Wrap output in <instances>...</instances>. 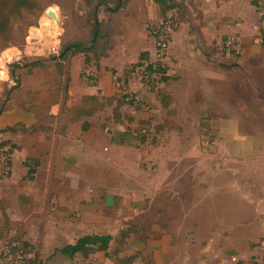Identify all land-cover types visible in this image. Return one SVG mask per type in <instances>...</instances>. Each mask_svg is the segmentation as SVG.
I'll list each match as a JSON object with an SVG mask.
<instances>
[{
  "label": "rangeland",
  "instance_id": "rangeland-1",
  "mask_svg": "<svg viewBox=\"0 0 264 264\" xmlns=\"http://www.w3.org/2000/svg\"><path fill=\"white\" fill-rule=\"evenodd\" d=\"M59 1L62 3L61 6L58 3L49 5L42 12L36 25L25 27L27 36L22 46L8 47L7 52H4L6 49L0 48V58L7 55L12 57L8 62V74L2 72L5 67L2 66L0 59V109L3 112H6L7 107L12 105L13 100L11 99L21 104L24 103L26 107L39 105L43 110L45 107L42 103H51L59 97L57 96V84L54 81L56 73L52 67L34 68L32 71H27V67H18L15 64L33 61L40 57L48 59L54 55L52 47L59 44L60 48L64 36L85 34V30L76 29V18L84 13L83 0ZM143 1L148 2V0H131L128 8L113 15L115 25L120 31L121 43L112 49L111 55L106 59L109 65L106 66V71L103 70L105 60L104 64L102 62L99 64V61L88 65L83 64L80 69V71L85 70L88 74L90 73L89 82L93 77L97 79L99 76L108 75L118 91L127 89L123 87V81H119L118 78L123 77L125 70H132L130 88L126 92L141 97L140 101L143 102L141 109L146 112L137 113V119L138 121L149 120V123H140L145 128H142V131H136L138 135H135L133 131L137 129V125L133 123H126L120 130L132 141L142 140L143 145L139 146L143 154V165L149 164V154L160 157L167 152L173 156L172 188L167 187L166 191L159 193L150 212L135 218V222L140 224L143 222L146 225L142 228L143 233L131 236L126 250L128 253L133 252L142 246L139 240L148 238L156 229L168 227L166 233L171 238V248L167 254H164L163 260L166 259V262L161 264H236L239 261L245 264L255 262L263 264L264 242L257 240L260 242L259 245L252 249L248 245L251 227L214 223L211 221L215 218L213 209L203 212L201 216L204 222L197 220L199 214L197 208L193 207V203L197 201L198 195L192 191L197 189V180L194 179L198 172L196 160L203 154L217 153L220 144L224 141L222 137L214 133V125L217 121L212 117L213 114L202 107V104L190 102L189 99L200 94L202 86L199 85V81L204 80L203 71L206 68H212V70H223L230 76L232 82L252 86L255 84L262 91L260 100L256 95L241 92L228 103L236 101L239 97L240 100L246 99L247 103L257 108L264 101V0L231 1L227 4L226 13L219 19L215 14L214 1L208 5V16L204 14L198 0H184V6H180L178 12H169L171 18L178 19L179 17V23L177 22V29L169 34L168 49L162 65L166 70L168 69V74L177 78L176 81H170L169 85L177 96L179 114L176 115L175 120L183 127V131L179 133L165 129L157 131L158 125H163L167 119L171 118L167 110L162 107L159 96L160 91L168 90V83L162 79L167 72L166 74L159 71L149 72V77H145L143 67L136 66L141 54L146 52L150 53L151 61L156 60L157 42L152 30L162 22L160 14L148 19L150 16L146 15L144 10H139L140 3ZM254 1L257 5L252 7L251 2ZM225 6L223 5L222 9ZM50 9L57 12L59 21H54L55 19L47 14ZM100 17L106 18L103 13ZM30 36L37 39V42L32 44L28 41ZM18 55L19 57H16ZM12 71L18 80L13 77ZM72 73L75 74L74 68ZM230 96L229 93L225 94V98ZM124 110L127 114H132L134 111L128 106H125ZM44 112L46 110H43ZM103 115L96 116L94 122H100ZM3 138H5L4 134L0 135V143ZM161 139L163 144L154 147L153 143ZM24 143L32 151L27 137L24 138ZM167 147L168 150L165 149ZM194 167L195 170H193ZM45 174L44 170L40 172V184L44 181ZM10 177L11 175L0 178V189L4 196H7V201L13 209L22 207L24 213L16 210L9 212L16 213L18 221L12 219L13 214H8L7 221L0 224V243L5 244L19 237L26 240L27 237L26 241L33 246V252L28 254V257L35 259L37 264H49L54 251L68 242L65 236L53 233L52 222L54 220L49 210L55 206L57 198L53 199V194H42L37 190L33 192L32 184H29L30 189L27 191L25 187L28 183L24 184L27 180L17 181L12 185L4 184ZM139 180L148 185L149 176L141 173ZM211 180H214L213 175ZM115 181L118 183L117 179ZM132 184L133 180L127 183L130 186ZM45 186L48 188V184ZM190 187L192 189H189ZM210 189H213L212 184L205 186V190ZM23 192L30 197H27L29 200L20 199ZM209 196L212 194L208 193L206 198ZM117 214L118 211L115 208L113 214L110 212L105 221V231L110 230L115 235L119 231V226L126 227L124 221L123 225L122 223L117 225V218L114 217ZM44 222L46 224H43ZM159 222L162 225H159ZM25 225L28 226L27 231ZM44 227L46 236H43ZM57 255L70 260L66 255ZM143 264L155 263L152 259L145 258Z\"/></svg>",
  "mask_w": 264,
  "mask_h": 264
},
{
  "label": "crops",
  "instance_id": "crops-1",
  "mask_svg": "<svg viewBox=\"0 0 264 264\" xmlns=\"http://www.w3.org/2000/svg\"><path fill=\"white\" fill-rule=\"evenodd\" d=\"M212 1L215 2V14L219 19L226 13L227 4L234 0H198V4L206 16H208V5ZM251 3L252 7L256 6L253 2ZM223 5L224 9H222ZM140 9L150 16L148 19L154 15H161L159 6L153 0L140 3ZM120 38L119 34L117 44L121 43ZM108 57L99 61L100 64L105 60V65H103L105 71L106 66H109L106 60ZM83 64L85 63L81 54L69 59L68 97L65 99L64 91L60 90L57 95L59 97L51 103H42V106L45 107L43 110L46 112L43 113L39 105L26 107L24 103L21 104L11 99L13 100L12 105H9L7 111L0 115V127L19 121L27 126L42 124L46 128L33 136L24 133H3L5 136L3 139H10L20 146L12 153L11 177L4 184L12 185V183L21 180L25 182L23 176L27 173L28 167L24 162L31 157L39 159L40 164L35 178L26 181L24 184L28 183V185L25 188L29 191V184H32L33 192L37 190L42 194H53V199L57 198V203L52 206L50 209L52 211L49 210V213L54 220L52 222L53 233L68 238V242L63 246L74 243L84 234H113L110 230L105 231V221L110 212L113 214L115 208L118 211V214L114 215L117 218V225H121V223L123 225L124 221L143 228L146 224L135 222V218L150 212L159 193L166 191L167 187L172 188L174 181L171 177L174 172L171 166L173 156L167 152L160 157L149 154V164L143 165V154L140 150V146L143 145L142 140L139 142L128 139L120 130L124 125L107 120V117L112 115V106L91 116L80 118L73 116V110L87 104L90 96L111 97L118 92L113 80L106 74L99 76L96 79V84L89 82L82 74L83 70L80 71ZM73 68L75 74L72 73ZM167 76L171 78L167 81L168 90L166 91L173 96L172 106L175 107L176 115H178L176 92L169 85L170 81H176L177 78L168 74V69ZM55 78H57L56 74L54 81ZM202 78L204 80L199 81V85L202 86L200 94L190 97L189 101L202 104V107L213 114L212 117L217 121V127L214 125V133L222 137L224 142L220 144L217 153L203 154L196 160L198 172L194 179L197 180V189L192 191L197 193L198 199L193 203V207L197 208L198 221L204 222L203 212L213 209L215 218L211 221L214 223L251 227L248 245L252 249L259 245L260 242L257 240L264 242V101L257 108L253 104L247 103L246 99L240 100L239 97L237 102L228 103V101L237 97L241 92L256 95L260 100L262 91L255 84L252 86L244 85L241 82H232L230 76L221 69L206 68ZM226 93L231 96L225 98ZM134 96L137 100H141V97L139 98L135 94ZM196 96L200 98L199 101L195 99ZM140 112L145 113L146 111L133 112L135 121H137L136 114ZM102 114H104L102 120L94 122V119ZM176 115L171 117L172 120L174 118L173 127H166L165 130L176 133L183 131L182 125L177 124L175 120ZM84 121H88L90 124L87 130L83 129ZM134 124L139 127L137 123ZM140 128L142 131L145 126ZM134 133L138 135L136 131ZM20 136L23 138L22 140ZM25 137L30 141L29 145L32 151L24 143ZM154 143V147L163 144L162 139ZM165 149L168 150V147ZM185 156L189 157V155ZM42 170L46 171V174L44 181L40 184L39 176ZM141 173L149 176L148 185L139 180ZM212 175L214 180H211ZM115 179L118 180V183ZM132 180L133 184L127 185ZM47 184L48 188L45 186ZM210 184L213 185V189L205 190V186ZM208 193L212 196L206 198ZM22 194L20 199L29 200L27 198L29 196H26L25 192ZM7 200V196L5 197L0 189V220L3 219L4 211L7 215H15L14 212L9 213L13 210L24 213L22 207L13 209ZM217 215L219 217L216 218ZM159 225L162 223L159 222ZM167 228L156 229L148 238L139 240L142 246L131 253L126 250L127 242L120 256L141 252L142 255L136 258L132 264H143L145 258L152 259L155 264L165 263L164 254H167L171 248V238L166 233ZM121 229L122 227L119 226L118 230ZM25 230H28L27 225H25ZM25 239L28 240L27 237ZM59 249L54 251V256L49 264H118L106 256L103 251L96 252L89 258L78 254L75 258L67 260L65 257L57 255L62 254Z\"/></svg>",
  "mask_w": 264,
  "mask_h": 264
},
{
  "label": "trees",
  "instance_id": "trees-1",
  "mask_svg": "<svg viewBox=\"0 0 264 264\" xmlns=\"http://www.w3.org/2000/svg\"><path fill=\"white\" fill-rule=\"evenodd\" d=\"M71 1V0H69ZM131 0H83L82 7L84 13L78 16L76 22V29L85 30V34L82 36L72 35L64 36L61 41L58 53L51 55L48 59L37 58L33 61L25 63H15L18 67H27V71H32L34 68H49L52 67L57 75L55 80L57 84L58 92L64 91L65 99L68 97V83H69V70L68 61L71 57L81 54L84 58L85 65L90 63H97L104 57L110 55L111 50L117 44V36L120 31L115 25L113 15L123 12L127 8ZM160 9L162 21L167 23L170 21L169 12H178L179 7L184 6V0H153ZM58 3L60 6L62 3L59 0H0V48L6 49L11 46L20 45L25 43L27 34L25 33V27L34 26L37 24L42 12L51 4ZM253 4L257 5L254 1ZM103 13L106 18H101L100 14ZM179 22V17L176 19ZM174 31L177 29L173 27ZM22 48V47H20ZM19 48V49H20ZM22 50V49H21ZM150 53L146 52L141 54L140 61L136 65L137 67H143L145 75L149 77V72H162L166 74L167 70L161 63L154 64L150 60ZM156 65V67H154ZM135 68V70L137 69ZM12 75L16 78L14 71ZM132 70H125L123 77H119V81H123V87L128 89V83L131 78ZM87 80H90L83 70L82 73ZM171 77L163 75L162 79L167 82ZM18 80V78H16ZM91 83L96 84V79L93 77ZM62 87V88H61ZM124 90V88H122ZM126 89V90H127ZM126 90L118 91L116 95L111 97L107 96H90L89 102L83 106L73 110V116L80 118L82 116H91L98 111L105 110L106 107H113L112 115L107 117V120H113L119 125H125L126 123H137L139 127L133 129V131L141 130L140 123H149V120L135 121V116L127 114L124 110L125 106L132 107L135 111H141L142 103L137 100L133 93H127ZM122 92V93H120ZM160 102L163 108L167 110L169 117H173L177 114L175 107L172 106L174 98L168 91H160ZM197 101L200 100L198 96L195 97ZM3 110L0 109V115ZM165 124V125H164ZM90 124L88 121H84L83 129L87 130ZM166 127H173V120L167 119L163 125L157 126V131ZM128 128V127H127ZM40 130H46L42 124H34L27 126L23 122H16L15 124H5L0 127V134L3 133H24L31 136L35 135ZM20 146L13 143L10 139H3L0 143V153L6 152L10 156L15 149H19ZM28 167L27 173L23 176V180L31 181L35 178V173L40 164L37 158H28L25 162ZM12 164V163H11ZM11 173L8 174L10 176ZM7 213L3 212V219L0 220V224L7 221ZM127 226L122 228L119 233L114 236L113 234H84L80 236L74 243H69L59 249V251L73 259L78 254L84 258H89L96 252H105L106 256L115 260L118 264H132L136 258L141 256V252L132 254L129 256H120L124 246L127 244L128 239L132 234H138L143 232V229L138 225L130 222H126ZM22 238V237H21ZM15 239H20L15 238ZM21 240L23 248L30 254L33 252V246L26 240ZM29 264H37L35 259L28 258ZM236 264H245L243 261H239ZM257 264V262L253 263Z\"/></svg>",
  "mask_w": 264,
  "mask_h": 264
},
{
  "label": "built area",
  "instance_id": "built-area-1",
  "mask_svg": "<svg viewBox=\"0 0 264 264\" xmlns=\"http://www.w3.org/2000/svg\"><path fill=\"white\" fill-rule=\"evenodd\" d=\"M176 18L173 19L170 17V21L167 23L161 22L160 25L153 27L152 34L156 39V60L151 61L154 64H162L163 59L165 58L166 51L168 49V41L170 32L174 31L173 27H178ZM179 23V22H178ZM29 41V40H28ZM59 44L52 47L53 53H58ZM20 51V50H19ZM7 52V49L4 51ZM21 53V52H20ZM16 57H19L16 56ZM1 59V64L5 67V72L8 74V62L12 59L10 55L5 56ZM163 66V65H162ZM156 67V65L154 66ZM85 71V70H84ZM85 73L89 76L86 71ZM146 77V75H145ZM12 156L7 154L6 152H2L0 155V178L8 176L12 171ZM14 221H18V217L13 215L12 218ZM28 254L23 248L21 240L13 238L5 244L0 243V264H28Z\"/></svg>",
  "mask_w": 264,
  "mask_h": 264
},
{
  "label": "water",
  "instance_id": "water-1",
  "mask_svg": "<svg viewBox=\"0 0 264 264\" xmlns=\"http://www.w3.org/2000/svg\"><path fill=\"white\" fill-rule=\"evenodd\" d=\"M47 14L52 17L53 19H55L54 21H59V17H58V14L55 10L53 9H50L47 11ZM57 23V22H55ZM28 40L31 42V43H34L35 41H37V39L33 38V37H29Z\"/></svg>",
  "mask_w": 264,
  "mask_h": 264
}]
</instances>
